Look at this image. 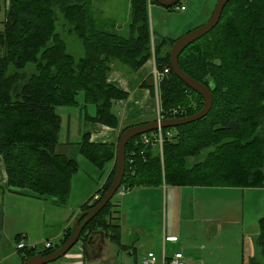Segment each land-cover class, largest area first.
Masks as SVG:
<instances>
[{
	"label": "trees",
	"instance_id": "16d2710c",
	"mask_svg": "<svg viewBox=\"0 0 264 264\" xmlns=\"http://www.w3.org/2000/svg\"><path fill=\"white\" fill-rule=\"evenodd\" d=\"M93 1L10 0L0 30V156L8 176L4 192L38 199L58 197L66 203L78 165L57 152L62 129L57 109L78 107L83 92L85 107L95 106V114L87 113L85 119L118 128L120 119L113 107L130 94L108 82L116 66L134 74L154 58L158 71L171 67L175 42H158L152 35L149 6L157 4L155 0H131L129 37L113 32L112 21L97 19ZM55 7L82 40L83 58L76 60L67 53L57 32ZM28 64L35 66L31 75L23 72ZM179 65L185 74L211 88L213 107L197 122L164 129L175 135L165 139L163 153L144 144L141 136L132 140L126 149L122 187L264 189V134H259L264 131V0L230 1L219 24L184 50ZM141 86L155 97L153 84ZM160 99L166 119L193 116L204 106V99L173 70L160 85ZM143 123L147 122L122 127L120 137ZM81 139L80 152L92 163L100 168L114 163V168L96 193L100 198L83 204L80 214L95 207L111 186L117 151L114 143H92L89 131ZM206 150L203 160L190 163ZM72 227L60 243L39 253L48 255L59 248L70 238ZM101 231L119 251H130L122 244L120 209L114 198L87 224L84 240L89 242ZM257 239L264 256V219ZM39 253L29 249L24 262ZM251 264L259 262L253 258Z\"/></svg>",
	"mask_w": 264,
	"mask_h": 264
},
{
	"label": "rangeland",
	"instance_id": "374dc122",
	"mask_svg": "<svg viewBox=\"0 0 264 264\" xmlns=\"http://www.w3.org/2000/svg\"><path fill=\"white\" fill-rule=\"evenodd\" d=\"M218 1L181 0L179 7L184 6L186 11H176L163 8L157 4H150L149 16L153 38L158 42L162 39H165L168 43L175 42L188 32L207 23ZM9 8L10 0H2L0 30L3 27L2 22L5 20L6 11ZM55 10L57 32L65 42L67 53L76 60L83 58L85 50L82 40L74 32H71L72 25L65 20L61 11L57 7H55ZM93 10L97 19L110 20L116 25L113 32L123 37L130 36L131 0H94ZM167 50L168 47L166 46L165 51ZM149 61H152L154 70L142 83L153 84L155 81L154 71L157 67L154 58L149 59ZM121 68L124 71L127 69ZM23 72L27 75L33 74L35 72L34 64H28ZM126 74L128 76L134 75L127 72ZM156 95L155 89V102ZM78 100L80 105L76 108L59 107L57 109L58 114L62 117L60 145L57 152L75 159L78 165V171L73 174L71 179L69 196L64 201L66 203H62V200L58 197L36 199L26 196L27 198L22 200L19 196H10L11 198L6 202V210L10 211V215L5 219L6 224L0 234V264H23L29 249L36 248V252L39 253L45 250L47 242L54 245L60 243L65 231L71 225L74 226L75 220L79 216H76V214L78 210H81L84 202L91 196L94 198L97 191L103 187L105 181L109 178V166L100 168L80 152L79 143L81 142L82 133L90 131L92 125L85 119V115L87 113L94 115L95 106L87 104L85 107L83 92L79 93ZM128 100L114 106V111L119 113L121 117L126 105L128 103L130 106L134 104V100L132 102L130 100L128 102ZM69 117H72L71 123H69ZM78 117H82V121H79ZM151 117H156V113ZM260 133L264 134V131L261 129ZM207 152L209 150L191 159L190 163L203 160ZM172 187L175 188L174 186H163L133 191L122 189L125 194L123 196L117 194L114 197V201L118 197L120 200L124 198L132 199L141 193L140 195L148 198V228L153 229L154 232L159 228L158 230L162 234L159 237L153 235V241H150V237H148V248L151 247L156 252L154 253L157 257H159V253L165 250L167 255L172 258L177 253L192 257L190 264H251L253 258H256L259 264H264V256L257 247V238L261 234V221L264 219V189L185 188L183 193L187 198L196 197L200 201L197 203V207L189 209L188 199H186L183 212L179 218L171 201L168 209L166 208L167 196L174 193ZM152 198L153 201L149 203ZM14 201L17 202L14 203ZM1 207L2 209L5 207L3 201ZM73 214L76 218L70 224L68 221ZM205 219L208 220L207 227H212L211 236L200 241L202 237L200 231L205 226ZM174 224L182 230V237L179 236L175 241L166 240L164 230L166 227L171 229ZM101 233L104 239L108 241V245L102 243L104 240H102ZM86 234V232L82 234L79 242L64 257L51 264H78L82 262L83 249H87L89 244L88 241L86 243L84 240ZM93 235L99 236L98 254H100L101 249L113 252L114 248L117 247L106 239L105 233L102 231L95 232ZM21 242H26L29 246L28 250H19ZM189 243L195 244L198 249L191 250L189 248L184 252L182 248L188 246ZM202 245L205 247L204 250H200ZM88 249L89 251L92 250L90 245ZM210 250L215 252L213 258H207V253ZM119 261L122 263L121 259ZM183 262L186 263L185 260ZM99 264L111 263L100 261Z\"/></svg>",
	"mask_w": 264,
	"mask_h": 264
},
{
	"label": "crops",
	"instance_id": "0c3cea01",
	"mask_svg": "<svg viewBox=\"0 0 264 264\" xmlns=\"http://www.w3.org/2000/svg\"><path fill=\"white\" fill-rule=\"evenodd\" d=\"M186 11V9H185ZM152 61H149L146 63L144 67H142L138 72H136L133 76H128L126 72L118 65L113 70V72L110 74L108 78V82L120 90L127 92L130 94V101L134 100L133 105H129V103L126 105V109L123 111L122 117L119 113H116L114 111L113 107V113L118 116L120 119V126L118 128H112L100 123H91V142L95 144H105V143H114L117 144L119 137H120V130L122 127L144 121V122H153L156 121L158 118V102L156 98H153L150 94L149 88L142 87V82L145 80V78L153 72V64ZM128 100V102H129ZM120 102H117L115 105H120ZM114 105V106H115ZM156 110V111H155ZM156 117H151L153 114ZM71 123L72 117H69ZM79 121H82V117H78ZM84 133V132H83ZM82 133V135H83ZM82 140V139H81ZM109 172L110 175L113 168L114 163H110L109 165ZM108 175V176H109ZM8 180V176L6 174L5 166L2 157L0 156V199L2 198L3 203H5V207H1L0 202V234L2 233V229H4L6 221L5 219L9 217L10 211H7V204L6 202L11 198L10 196H19L23 200V198H27L30 196L13 193V192H4L5 189L3 187L6 186ZM108 180V179H107ZM106 182V181H105ZM163 187V186H161ZM168 187V186H166ZM148 187H141V188H135L131 189L129 191L137 190V189H145ZM158 188V187H155ZM101 189V188H100ZM99 189V190H100ZM172 189L174 190V193L170 196L168 195L166 200H168V203L166 204V208L168 209L170 201L172 202V206L174 207V211H177L179 218L183 212L184 208V202L186 199H188V208L192 209L197 207V203L200 201L196 197H186V195L183 193L184 189L183 187H175ZM200 189V188H197ZM98 190V191H99ZM180 190V191H178ZM183 190V191H181ZM97 191V192H98ZM137 195L136 197L130 198H124L122 200L119 199V197L115 200L116 204L119 205L120 209V225L122 230V244L129 247L130 251H124L121 252L117 249V247L114 248V251H105L101 249L100 254H98V242H99V236H91V239L89 241L88 246L90 245L92 250L89 251L88 246L87 249H83V259L82 262L78 264H99L100 261L109 262L111 264H141V261L144 257L147 256L148 253H154L155 251L150 248H148V237H150V241H153V235H156L159 237V235L162 236V234L159 232V228H157L156 232H154L153 229L148 228V198L140 195ZM3 196V197H2ZM119 196V195H118ZM17 198V197H15ZM14 198V199H15ZM33 198V197H31ZM92 196L88 198L86 202L91 200ZM154 198V197H153ZM153 198L149 200V203L153 201ZM38 199V198H36ZM17 201H14V203ZM80 214V210H78L76 216ZM75 214H73L68 223H72L75 218ZM207 219L204 220L205 226L201 229L202 239L207 237V239L211 236V228L207 227ZM70 223V224H71ZM159 233V234H157ZM99 234V233H97ZM102 234V233H101ZM182 230L179 227H176L175 224L171 229L164 230L165 239L174 241L179 236L182 237ZM214 235V234H213ZM28 236V234H27ZM63 238V237H62ZM61 238V239H62ZM93 239V240H92ZM102 243L107 245L109 244L107 240L104 239V236L102 234ZM167 246V245H166ZM191 250H197L198 247L193 244L189 243L188 246H185L182 248V250L185 252V250L188 249ZM205 247L202 245L200 247V250H204ZM140 252V253H139ZM156 253V252H155ZM181 254V253H177ZM176 254V255H177ZM175 255V256H176ZM215 255V252L213 250H210L209 253H207V258H213ZM158 263L157 264H163V261L170 262L172 257H169L167 255V252L163 250L162 253H159L158 255ZM119 259L122 260V263L119 261ZM183 260H185V264H190V261L192 260V257H187L183 255ZM206 264V263H202Z\"/></svg>",
	"mask_w": 264,
	"mask_h": 264
},
{
	"label": "water",
	"instance_id": "95a60500",
	"mask_svg": "<svg viewBox=\"0 0 264 264\" xmlns=\"http://www.w3.org/2000/svg\"><path fill=\"white\" fill-rule=\"evenodd\" d=\"M155 1L161 7L171 9L181 0ZM230 1L232 0H219L208 22L177 39L170 50L171 69L174 74L186 84L187 87L198 93L204 99L203 109L190 117L156 120L130 127L124 131L117 143L116 174L113 178L111 186L104 194L101 201L95 207L82 212L78 216L75 220L74 226L72 227L70 238L64 244H62L59 248H56L48 255L39 253L26 260L23 264H51L64 257L79 242L87 224L109 204V202L120 190L126 173V149L132 140L147 133L158 131L159 129L177 128L197 122L209 114L214 103V96L211 88L185 74L179 65V58L187 47L208 35L219 24L223 11Z\"/></svg>",
	"mask_w": 264,
	"mask_h": 264
},
{
	"label": "built area",
	"instance_id": "2783aa9c",
	"mask_svg": "<svg viewBox=\"0 0 264 264\" xmlns=\"http://www.w3.org/2000/svg\"><path fill=\"white\" fill-rule=\"evenodd\" d=\"M173 10L185 11V7L176 6L173 8ZM171 70H172L171 67H165L163 72L158 71L156 68L154 71V77H155L154 88L156 89V94H157L156 97H157V102H158V118H157L158 120L164 119L163 107H162L161 99L159 98V86L161 82L163 81L164 77L167 76L171 72ZM177 112L178 110H174V113H177ZM152 136L155 138V141L159 143L160 150L162 151L165 139L166 138L170 140L173 139L174 133L171 131H163V129H159L158 131L152 132ZM141 141L146 145L149 144V139L147 138L146 134L141 136ZM122 189H125V188H120L118 194L119 195L121 194L123 196L125 193L122 191ZM99 198H100L99 195L94 196V200H98ZM51 246H52V243L47 242L45 244V249H48ZM27 248H29V246L25 242H21L19 244V250H23ZM157 263H158V257L155 253H148L147 256L144 257L141 261V264H157ZM163 264H184L183 255L177 254L173 259H171L170 262L163 261Z\"/></svg>",
	"mask_w": 264,
	"mask_h": 264
},
{
	"label": "bare ground",
	"instance_id": "6f19581e",
	"mask_svg": "<svg viewBox=\"0 0 264 264\" xmlns=\"http://www.w3.org/2000/svg\"><path fill=\"white\" fill-rule=\"evenodd\" d=\"M146 136L149 139L148 147H151L152 146L153 149H158V151H160V153H163V149H162V151L160 150L159 143L157 141H155V138L152 136V132H150V134L147 133ZM126 164H127V159H126ZM121 188H125V187H122L121 186Z\"/></svg>",
	"mask_w": 264,
	"mask_h": 264
}]
</instances>
